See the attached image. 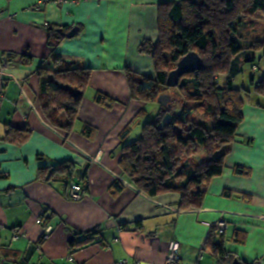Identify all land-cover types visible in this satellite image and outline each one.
Masks as SVG:
<instances>
[{
  "label": "crops",
  "instance_id": "0c3cea01",
  "mask_svg": "<svg viewBox=\"0 0 264 264\" xmlns=\"http://www.w3.org/2000/svg\"><path fill=\"white\" fill-rule=\"evenodd\" d=\"M39 1L0 0V244L32 264H164L173 244L178 264H229L208 245L215 234L240 264H264V100L245 101L222 175L199 186L198 208L180 209L178 193L151 198L119 166L122 146L161 107L131 98L124 68L154 76L153 59L139 46L157 41L160 5L182 0ZM73 27L77 34L66 37ZM52 56L93 68L71 130L52 124L41 107L38 68ZM263 73H250L252 90ZM97 92L113 105L97 104ZM58 121L67 122L64 112ZM85 125L93 127L91 137L82 133ZM25 127V142L4 139L7 128ZM64 162L74 168L70 182L53 172ZM237 166L247 175L235 174ZM71 182L85 187L83 199L69 198ZM115 182L123 186L118 191ZM219 219L229 225L220 235ZM93 229L92 242L70 252L74 234Z\"/></svg>",
  "mask_w": 264,
  "mask_h": 264
},
{
  "label": "trees",
  "instance_id": "16d2710c",
  "mask_svg": "<svg viewBox=\"0 0 264 264\" xmlns=\"http://www.w3.org/2000/svg\"><path fill=\"white\" fill-rule=\"evenodd\" d=\"M257 12L264 14V0L163 3L157 21V41L146 39L138 49L140 54L153 59L154 76L124 68L132 99L156 104L160 96L167 95L164 91L174 88L183 102L175 111L172 97L168 94L169 102L160 105L154 118L143 124L140 135L122 146L126 155L120 159L119 166L138 189L151 198L168 192L178 193L180 209L198 208L204 197V192L198 190L199 186H207L222 175L224 159L230 153L238 125L243 122L245 98L234 80L242 74L245 65L257 66V57L264 56V39L244 46L235 34L247 22L246 19L253 18ZM60 36L64 38L65 35L60 33ZM50 44H53L51 37ZM192 51L203 61L202 69L182 75L174 87L167 86L168 73L176 68L181 57ZM22 58L31 61L29 56ZM50 63L44 66L42 62L38 68L41 107L52 124L71 130L93 68L74 67L60 56H52ZM215 75L221 78L215 81ZM62 84L76 87L83 93L73 97L70 91L61 88ZM253 87V92L264 99V73ZM94 101L107 107L113 105V100L102 92L95 94ZM62 112L66 114L67 122L61 124L58 116ZM130 129L123 131L122 141ZM93 131V127L88 125L82 129L87 137H91ZM30 134L27 127L7 128L4 139L19 144L25 142ZM199 155L202 157L197 158ZM184 157L200 160L190 166L187 161L181 163ZM55 168L53 172L58 169L65 172L69 182L73 178L74 168L70 163L64 162ZM234 173L246 176L248 171L237 166ZM0 177L5 175L0 174ZM114 185L117 191L123 187L119 182ZM96 232L93 229L75 233L69 241L70 252L91 243ZM220 237L216 241L217 237L212 234L208 245L220 262L230 264L235 256L226 251L223 235ZM44 241L45 236L42 235L38 243ZM236 241L243 244L244 239L236 238ZM0 264L32 263L0 244Z\"/></svg>",
  "mask_w": 264,
  "mask_h": 264
},
{
  "label": "rangeland",
  "instance_id": "374dc122",
  "mask_svg": "<svg viewBox=\"0 0 264 264\" xmlns=\"http://www.w3.org/2000/svg\"><path fill=\"white\" fill-rule=\"evenodd\" d=\"M247 22L241 27V29L238 31V33L235 34V37L238 39L242 40L241 44L242 45H249L251 42L255 40H261L263 41L264 39V14L262 12H257L253 18L246 19ZM256 65L250 66L249 64L245 65L243 67V72L239 76H237L234 80L235 86H237L239 89L242 90V96L245 98V101H253V102H258V101H263L264 99L260 96H257L256 94L253 93L252 87H250V73H255V75H262L264 71V56H258L256 59ZM255 67V68H254ZM247 68H249L247 70ZM221 78L218 75L214 76V80L216 81L217 79ZM245 87V88H244ZM167 95H171L172 101L174 103V106L176 107L174 110L178 111L183 102L182 99L180 98L179 94H177V90L174 88H170L166 91ZM247 98V99H246ZM155 107V106H153ZM201 158L202 155H199L197 158ZM200 159L194 158L192 159H187L186 157L182 158L181 163H184L187 161L189 165H193L197 162H199Z\"/></svg>",
  "mask_w": 264,
  "mask_h": 264
},
{
  "label": "water",
  "instance_id": "95a60500",
  "mask_svg": "<svg viewBox=\"0 0 264 264\" xmlns=\"http://www.w3.org/2000/svg\"><path fill=\"white\" fill-rule=\"evenodd\" d=\"M75 34H77V27H73L67 33V37L71 38ZM202 62L203 61H201L200 56L193 51L181 57L180 61H178L177 63L176 68L170 71V73H168L167 75V79H166L167 86L174 87L179 84L178 81L182 75L202 69L203 67ZM61 88L70 91L69 93L73 97H77L83 93V91H80L78 88L72 87L70 85L62 84ZM168 102H169V97L167 95H162L158 99V103L163 106L166 105ZM233 261L234 262H232V264H240V261L238 259H234Z\"/></svg>",
  "mask_w": 264,
  "mask_h": 264
},
{
  "label": "built area",
  "instance_id": "2783aa9c",
  "mask_svg": "<svg viewBox=\"0 0 264 264\" xmlns=\"http://www.w3.org/2000/svg\"><path fill=\"white\" fill-rule=\"evenodd\" d=\"M46 0H41L38 3V7H41L42 5H44ZM57 3H62L66 0H55ZM5 64H10L9 62H6ZM255 68V67H254ZM70 196L69 198L72 200H81L85 197V190L84 188L81 186V184L75 183V182H71V185H69V193ZM42 219H37V223H41ZM214 228L216 229V231L220 234H223L225 232V230L229 227V225L227 224V222L224 219H219L215 222L214 224ZM49 227L45 230L46 232H49ZM20 234V232H15L14 234V238H16L18 235ZM178 246L177 244H173L172 247H170L169 252L167 254V259L165 261L164 264H178L180 262V256L178 253ZM69 260H72L71 256L68 257ZM201 259V257H200ZM253 264H257V263H253Z\"/></svg>",
  "mask_w": 264,
  "mask_h": 264
}]
</instances>
